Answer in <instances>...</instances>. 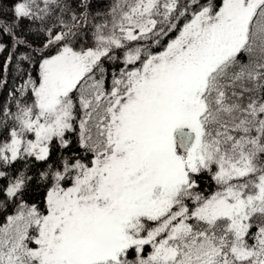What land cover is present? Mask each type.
<instances>
[{"label":"snow or ice","instance_id":"6c2138e0","mask_svg":"<svg viewBox=\"0 0 264 264\" xmlns=\"http://www.w3.org/2000/svg\"><path fill=\"white\" fill-rule=\"evenodd\" d=\"M3 5L0 264H264V0Z\"/></svg>","mask_w":264,"mask_h":264},{"label":"trees","instance_id":"16d2710c","mask_svg":"<svg viewBox=\"0 0 264 264\" xmlns=\"http://www.w3.org/2000/svg\"><path fill=\"white\" fill-rule=\"evenodd\" d=\"M14 3H15V0H4L3 7H4V11L7 13V16L4 18H6V19L11 18V12L8 10L11 7V5ZM181 23H183V21H181ZM27 24H28V22L26 20L22 21L21 22V28L26 29ZM174 34L175 33H173L172 35H174ZM27 39L33 40L34 37L32 35H27ZM4 42L6 44L8 43L7 37L4 38ZM164 43H167V38H165ZM156 50H159V49H156ZM10 51H13V49H12L11 45L9 44V47L4 52L0 53V79L6 78V80H7V84L4 87V89L0 90V100H2L7 95V92L13 87V81L16 80L18 82V77H16V67H15L16 60H15V57L13 58L12 63L9 65L7 73L4 72V63L7 59ZM19 51L22 52V51H24V49L20 48ZM25 67H27V65H25Z\"/></svg>","mask_w":264,"mask_h":264}]
</instances>
